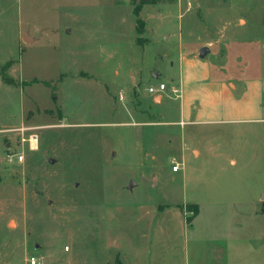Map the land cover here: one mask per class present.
I'll return each instance as SVG.
<instances>
[{
	"label": "rangeland",
	"instance_id": "374dc122",
	"mask_svg": "<svg viewBox=\"0 0 264 264\" xmlns=\"http://www.w3.org/2000/svg\"><path fill=\"white\" fill-rule=\"evenodd\" d=\"M263 62L264 0H0V264H151L146 205L264 188V123H195L172 91L182 76L201 99L208 66L235 81ZM188 224L224 253L188 232L187 264H225L226 238L229 264H264L254 203Z\"/></svg>",
	"mask_w": 264,
	"mask_h": 264
},
{
	"label": "crops",
	"instance_id": "0c3cea01",
	"mask_svg": "<svg viewBox=\"0 0 264 264\" xmlns=\"http://www.w3.org/2000/svg\"><path fill=\"white\" fill-rule=\"evenodd\" d=\"M208 73L210 77L208 86L205 90L204 98L201 99H198L197 96H191L185 93L182 76H180L179 81H175L177 84L173 86L178 87L181 91V96H179V98H181L179 113L182 116H194L195 119L192 120L193 122L205 124L243 121L264 123V71L262 75L245 76L235 81L228 80L225 76H220L211 65L208 66ZM159 93L161 92H158V94ZM154 96H156V94ZM156 98L157 97H155V99ZM185 122L184 119H181L179 123L183 125ZM256 136L259 141H264V135L257 134ZM199 153L198 151L197 154ZM217 153V150L214 151V155ZM230 161L232 164H235V159L231 158ZM252 168L256 169L257 167L254 165ZM219 169L224 171L223 167H219ZM176 171H179V169ZM242 178L243 177L240 176V179L237 180H241ZM243 182L244 181L241 180L238 183L243 184ZM240 187L241 190L231 188L220 190L208 185L204 188V186L200 187L195 183H193L192 187H187V185L184 184L183 188L185 195L190 190L195 192L194 195L197 196L193 197L187 194L188 196L183 199L182 204L177 202H166L146 205L145 219H147L149 226L145 230V237H149L150 245L152 243L151 264H187L186 259L190 241L188 232H191L190 236H195L191 240L196 244V247L192 249V251H197V248L204 245L208 246V242H211L209 245L214 246V252L221 253L216 255H221L223 259V243L215 239L216 237L213 239L214 236H208L212 240L207 242L202 238H198L194 233V225L191 224L190 226L186 220L187 212L182 210L179 205L186 206L196 204L198 208H200L206 202L212 205H220L228 202L232 205L241 204L244 207L247 203H254L255 213L259 215V218L264 217V188L259 185L256 189L253 188V193L244 196V193L241 195V192L246 190V187L244 188L243 185H240ZM202 190L205 191L207 197H210V200L207 198L203 199L204 197H202V193H200ZM222 197L228 200H223L221 199ZM241 228L242 230L244 229L243 226ZM183 230H185L186 237H183ZM226 240L225 264H229L230 258L228 250L230 241L227 238Z\"/></svg>",
	"mask_w": 264,
	"mask_h": 264
},
{
	"label": "built area",
	"instance_id": "2783aa9c",
	"mask_svg": "<svg viewBox=\"0 0 264 264\" xmlns=\"http://www.w3.org/2000/svg\"><path fill=\"white\" fill-rule=\"evenodd\" d=\"M164 89H166V84L164 82H160L159 84V87L158 88H155L153 86H150L149 87V91L150 92H160V91H163ZM172 91L177 95V96H181V91L179 90L178 87H175V86H172ZM20 160L23 159V155H20ZM180 167H179V164L176 163L173 165V170H178ZM30 262L32 264H36L38 262L37 258L33 255L30 257Z\"/></svg>",
	"mask_w": 264,
	"mask_h": 264
},
{
	"label": "trees",
	"instance_id": "16d2710c",
	"mask_svg": "<svg viewBox=\"0 0 264 264\" xmlns=\"http://www.w3.org/2000/svg\"><path fill=\"white\" fill-rule=\"evenodd\" d=\"M179 206L181 207L182 210H185L187 212V215H186L187 222H189L192 219V217H194L198 212V206L196 204L188 205V206L192 207L191 210L186 208L187 205L186 206L185 205H179ZM118 264H120V263H118Z\"/></svg>",
	"mask_w": 264,
	"mask_h": 264
},
{
	"label": "water",
	"instance_id": "95a60500",
	"mask_svg": "<svg viewBox=\"0 0 264 264\" xmlns=\"http://www.w3.org/2000/svg\"><path fill=\"white\" fill-rule=\"evenodd\" d=\"M208 50H209L208 46H202L200 48V50H199V56L203 57ZM49 161L52 162V161H54V159L53 158H49Z\"/></svg>",
	"mask_w": 264,
	"mask_h": 264
},
{
	"label": "bare ground",
	"instance_id": "6f19581e",
	"mask_svg": "<svg viewBox=\"0 0 264 264\" xmlns=\"http://www.w3.org/2000/svg\"><path fill=\"white\" fill-rule=\"evenodd\" d=\"M173 168V167H172Z\"/></svg>",
	"mask_w": 264,
	"mask_h": 264
}]
</instances>
